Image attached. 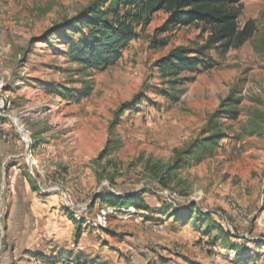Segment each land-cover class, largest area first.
Wrapping results in <instances>:
<instances>
[{"label":"rangeland","instance_id":"rangeland-1","mask_svg":"<svg viewBox=\"0 0 264 264\" xmlns=\"http://www.w3.org/2000/svg\"><path fill=\"white\" fill-rule=\"evenodd\" d=\"M94 1L0 0V264H264V0L227 8L251 37L216 44L212 66L182 72L172 90L157 61L177 47L194 53L215 29L166 31L162 10L114 66L84 69L51 34ZM215 126L214 153L162 190L148 167L172 164ZM141 190L148 213L99 220L107 207L96 198ZM164 194L179 211L195 203L209 231L164 216ZM67 199L87 206L79 223Z\"/></svg>","mask_w":264,"mask_h":264},{"label":"trees","instance_id":"trees-1","mask_svg":"<svg viewBox=\"0 0 264 264\" xmlns=\"http://www.w3.org/2000/svg\"><path fill=\"white\" fill-rule=\"evenodd\" d=\"M238 0H95L85 8L79 16L73 20L65 21L54 30L51 35H61L66 39V52L71 61L84 69L105 70L114 66L121 58L123 49L133 41L136 29L145 25L151 16L159 11L170 14L169 20L164 26L168 31L172 28L201 23L213 27L215 32L208 42L200 48L189 53V49L177 47L167 56L157 61V69L164 78L171 79L170 89L179 82L178 76L182 72H193L198 67L209 68L213 61L205 59V52L213 49L216 44L227 46L238 34L240 43L249 39L252 28H247L240 33L234 23L235 15H231L227 8ZM70 33V34H69ZM165 45V44H164ZM65 97V93H61ZM136 104V103H135ZM232 105H230L231 107ZM225 112L233 113L231 109ZM215 126L204 140H201L188 149L177 154L176 160L168 165L153 164L148 167L150 177L155 180L162 190H168L172 185H180L178 173L192 166V162L200 163L207 156L214 153L220 141L221 134ZM39 193V192H38ZM146 191L141 190L121 195L104 193L95 201H100L103 206L116 210L133 208L138 212L150 211L144 202L143 196ZM172 195V194H170ZM177 201L167 202L165 210L161 211L164 216H170L175 222L187 223L192 221L194 225L202 223L205 231L213 225L208 215L197 210L195 203H189L179 211ZM170 210V211H169ZM195 210V212H194ZM75 223H79L71 215ZM205 219V220H204ZM216 225V224H215ZM213 230L221 232L223 239L215 236V243H227L231 235L224 233L220 225L213 226ZM264 247V244L261 245ZM236 251L240 248L232 247ZM35 258L43 260L41 254H34ZM94 262H80L78 256L72 259L71 264H93ZM236 264H252V260L243 259Z\"/></svg>","mask_w":264,"mask_h":264},{"label":"built area","instance_id":"built-area-1","mask_svg":"<svg viewBox=\"0 0 264 264\" xmlns=\"http://www.w3.org/2000/svg\"><path fill=\"white\" fill-rule=\"evenodd\" d=\"M23 135H24V137H26V132L25 131H23ZM24 141L27 144V141L25 139H24ZM164 195H165V198H166L167 202H169V203H171L173 200L177 201L175 194H172V195L164 194ZM67 206H68V209L70 210V212L72 213V215L76 219L81 218L84 215V213L86 212V210H87V206L86 205L75 203V202H73L70 199H67ZM113 210H116V209L107 207L105 210L102 211V216L99 218V220L100 221H105V217L108 214L112 213ZM127 211L135 213V210L133 208H129V209H127Z\"/></svg>","mask_w":264,"mask_h":264},{"label":"water","instance_id":"water-1","mask_svg":"<svg viewBox=\"0 0 264 264\" xmlns=\"http://www.w3.org/2000/svg\"><path fill=\"white\" fill-rule=\"evenodd\" d=\"M19 131H20L21 135H23V130L19 129Z\"/></svg>","mask_w":264,"mask_h":264}]
</instances>
